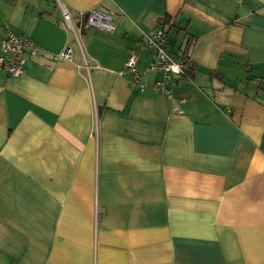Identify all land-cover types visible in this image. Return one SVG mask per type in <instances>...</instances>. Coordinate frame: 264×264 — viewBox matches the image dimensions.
Returning a JSON list of instances; mask_svg holds the SVG:
<instances>
[{
	"label": "crops",
	"instance_id": "1",
	"mask_svg": "<svg viewBox=\"0 0 264 264\" xmlns=\"http://www.w3.org/2000/svg\"><path fill=\"white\" fill-rule=\"evenodd\" d=\"M9 28L41 52L0 69V264H264V0H0ZM157 28L194 65L169 96Z\"/></svg>",
	"mask_w": 264,
	"mask_h": 264
},
{
	"label": "built area",
	"instance_id": "2",
	"mask_svg": "<svg viewBox=\"0 0 264 264\" xmlns=\"http://www.w3.org/2000/svg\"><path fill=\"white\" fill-rule=\"evenodd\" d=\"M62 15L64 22L73 31L79 45L78 33L84 26H92L105 32H111L114 29V13L110 10L103 11L98 8H91L85 12H79L75 17V22H73L71 14L66 9L63 10ZM143 41L144 46L151 51L152 55L151 61L145 70L162 71L163 78L156 80L154 86L166 96H169L170 91L165 87V83H175L177 77H181L183 60L171 52L167 35L162 28H157L155 31L146 34ZM0 50V69H5L10 76L21 75L24 72L26 58L37 56L41 52L35 42L17 34L10 28L0 41ZM54 59L71 60V47L66 46L54 55ZM137 59V55L131 53L124 63L122 73H130L132 75L131 85L143 90L144 85L140 81V72L136 69ZM175 69H178V71Z\"/></svg>",
	"mask_w": 264,
	"mask_h": 264
},
{
	"label": "trees",
	"instance_id": "3",
	"mask_svg": "<svg viewBox=\"0 0 264 264\" xmlns=\"http://www.w3.org/2000/svg\"><path fill=\"white\" fill-rule=\"evenodd\" d=\"M167 19H165L164 22H161L163 25H165L167 23ZM164 29L166 35H167V30L165 28H162ZM180 59L183 60V73L181 74V76H184V77H187V78H190L191 75H192V72L194 70V65L189 61V58L188 56L186 55V51L184 50L182 52V54H180Z\"/></svg>",
	"mask_w": 264,
	"mask_h": 264
},
{
	"label": "clouds",
	"instance_id": "4",
	"mask_svg": "<svg viewBox=\"0 0 264 264\" xmlns=\"http://www.w3.org/2000/svg\"><path fill=\"white\" fill-rule=\"evenodd\" d=\"M176 71H178V69H175Z\"/></svg>",
	"mask_w": 264,
	"mask_h": 264
}]
</instances>
